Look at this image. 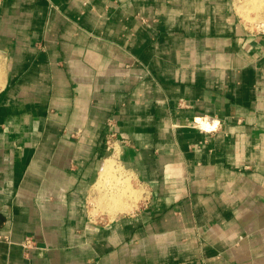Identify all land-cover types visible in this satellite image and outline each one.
Returning a JSON list of instances; mask_svg holds the SVG:
<instances>
[{
  "label": "crops",
  "instance_id": "crops-1",
  "mask_svg": "<svg viewBox=\"0 0 264 264\" xmlns=\"http://www.w3.org/2000/svg\"><path fill=\"white\" fill-rule=\"evenodd\" d=\"M112 130L148 194L104 222ZM0 264H264V33L233 0H0Z\"/></svg>",
  "mask_w": 264,
  "mask_h": 264
},
{
  "label": "rangeland",
  "instance_id": "rangeland-1",
  "mask_svg": "<svg viewBox=\"0 0 264 264\" xmlns=\"http://www.w3.org/2000/svg\"><path fill=\"white\" fill-rule=\"evenodd\" d=\"M233 3L235 10L239 16V19L242 21L244 27H246L249 31L252 32L264 33V0H233ZM112 132H114V130L109 131L108 133V140H111V143H107V139L105 140L106 147L109 151V154L106 158L115 156V159L118 161L117 163L123 166L122 168L124 172L130 177L129 182L131 183L132 187L129 188L132 191L133 189H135V191H137L136 194L140 193L141 196L134 205L130 203L131 208L129 210L123 212L119 211L115 212L116 214H113L111 211H109L110 209L105 205L107 202V194H103L104 200L106 201L104 202L102 200V197H99V193L101 191L94 189V186H92L87 193L85 202L86 209L91 215L94 216L95 219L104 222L108 221L114 216L129 215L134 212H137L144 205L148 194L146 187L138 180L135 174L125 168L121 158L122 143L120 142L119 136L117 134L112 135Z\"/></svg>",
  "mask_w": 264,
  "mask_h": 264
},
{
  "label": "bare ground",
  "instance_id": "bare-ground-1",
  "mask_svg": "<svg viewBox=\"0 0 264 264\" xmlns=\"http://www.w3.org/2000/svg\"><path fill=\"white\" fill-rule=\"evenodd\" d=\"M217 126H218V123H216L213 127H211V129H209V130H212V129H215V128H217ZM110 160H108V162L106 163V166H105V168H104V172H103V183L105 184V187H106V185H107V188H105V189H103V190H105V191H108V193H109V195H108V197L110 196V198H109V200H107L108 199V197L106 198V201H107V204L109 203V201L111 202V203H113V205H111L114 209H113V211H112V208L110 209V207H109V209H110V211L111 212H116V209L118 210V209H126V207L128 206V204H127V206H126V203L124 204V202H127L125 199H124V202H123V204H121V201H123L122 200V198L123 197H126L127 198V196H128V198H127V200H129L130 198L131 199H135V196H137L138 197V195L136 194V192L137 191H135V189H133V191L129 188V187H132L131 186V183L128 181V180H126V182L128 181V185L127 186H125L124 185V182H122L123 181V179H122V175H121V173L119 172L120 171V169H122V167H118L117 166V163L116 162H118L116 159H115V156H112V157H108ZM108 158H106V159H108ZM116 161V162H115ZM103 170V169H102ZM123 173H124V171H123ZM128 178H129V176H128ZM127 178V179H128ZM99 181V180H98ZM99 183V182H98ZM123 183V184H122ZM110 185H111V187H110ZM98 186V185H97ZM96 186V187H97ZM100 186V185H99ZM104 188V187H103ZM130 197V198H129ZM137 199V198H136ZM102 200H104V197L102 196ZM105 201V200H104ZM132 201H134V200H132ZM132 201L130 202V203H132ZM130 208H131V206H130ZM128 209V208H127ZM126 209V210H127ZM124 211V210H123ZM122 212V211H121ZM115 214V213H114Z\"/></svg>",
  "mask_w": 264,
  "mask_h": 264
},
{
  "label": "built area",
  "instance_id": "built-area-1",
  "mask_svg": "<svg viewBox=\"0 0 264 264\" xmlns=\"http://www.w3.org/2000/svg\"><path fill=\"white\" fill-rule=\"evenodd\" d=\"M264 26V25H263ZM219 127V125L217 126V128ZM116 134V132L114 131V132H112V135H115ZM109 138L107 137V143H111V140L109 141L108 140Z\"/></svg>",
  "mask_w": 264,
  "mask_h": 264
}]
</instances>
